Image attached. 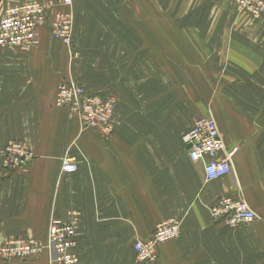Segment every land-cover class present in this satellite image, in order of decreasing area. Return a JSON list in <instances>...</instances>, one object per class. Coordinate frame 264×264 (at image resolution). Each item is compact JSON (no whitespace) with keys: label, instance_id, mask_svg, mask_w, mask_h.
<instances>
[{"label":"crops","instance_id":"crops-1","mask_svg":"<svg viewBox=\"0 0 264 264\" xmlns=\"http://www.w3.org/2000/svg\"><path fill=\"white\" fill-rule=\"evenodd\" d=\"M32 1L40 0H0V11ZM48 1L61 8V0ZM103 1L71 0L70 49L42 30L34 51L0 48V244L19 236L45 240L55 218L73 226L78 264H141L133 242L176 219L181 237L158 248L155 264H264V14L234 12L229 19L219 3L226 16L219 22L226 26L228 19L232 27L231 36L218 37L220 50L160 46L147 59L122 54L116 65L111 44L134 41L144 55L143 43H186L193 36L146 35L144 19L131 36L127 19L117 34L102 28L114 21L92 31ZM65 80L117 98L110 135L82 130L67 109L54 107V91ZM208 116L224 151L236 149L231 173L214 181L205 180L202 163L191 162L181 142L195 119ZM11 140L35 154L28 168L6 169L1 153ZM66 154L77 165L72 174L60 173ZM224 197L245 202L256 221L228 228L212 220L209 207Z\"/></svg>","mask_w":264,"mask_h":264},{"label":"built area","instance_id":"built-area-1","mask_svg":"<svg viewBox=\"0 0 264 264\" xmlns=\"http://www.w3.org/2000/svg\"><path fill=\"white\" fill-rule=\"evenodd\" d=\"M241 10L257 15L263 9L261 0H231ZM46 1H32L18 4L5 10L0 17V48L4 50H29L38 43V29L47 24L52 37L65 48L70 49L73 33L71 0H61L62 11L57 12L54 20L48 22ZM54 105L65 108L77 118L83 128H95L112 132L114 126L113 100L97 97L85 91L76 81L65 80L56 88ZM185 154L191 162H200L206 181H214L231 173V157L236 149L224 151L223 140L216 122L211 117L196 119L181 138ZM3 156L10 168H25L33 160V152L26 143L9 142ZM60 170L64 174L76 172V163L68 157L62 159ZM212 220L222 222L228 228L249 224L256 220L255 213L239 198L224 197L209 207ZM181 222L169 219L155 226L150 236L133 242L131 248L137 260L153 262L157 257V248L179 237ZM70 230L61 228L58 221H52L48 228V251L57 254L59 263L64 261L70 245ZM34 242L15 241L7 248L28 250ZM36 247L44 248L41 245ZM5 253V250H3ZM59 258V259H58Z\"/></svg>","mask_w":264,"mask_h":264},{"label":"rangeland","instance_id":"rangeland-1","mask_svg":"<svg viewBox=\"0 0 264 264\" xmlns=\"http://www.w3.org/2000/svg\"><path fill=\"white\" fill-rule=\"evenodd\" d=\"M42 1H44V0H42ZM261 1L263 2V9L257 15H253L251 13H248L246 11L241 10L231 0H158V2H155V3L160 7V9H158L157 6L153 3V0H145L144 7L141 4L137 5L135 3V1H132V0H104L103 1L104 7H103V10L101 11L100 17L97 18L95 21L93 20L94 21L93 24H95V25H93L92 31H96L98 25L102 24L103 22L110 23L111 21H114V22H112L113 23L112 27L108 28L107 26H104L102 28L104 29V32H105L104 34H117V33H119V30L121 28V26L119 24L120 19H123V20L127 19L129 22V27H127L126 30L129 31V34L131 36L132 33L133 34L138 33V31L140 33V22H141L140 20L144 19L145 20L144 33L146 35H153V34H155V35H166V34L173 35V34H175L178 36H186V35H192L193 36V39H192L193 41L192 42H186V43H179V42L170 43V44H168V43L162 44L159 42L143 43L142 45L144 47V49H143L144 55H142V53L140 54L141 47L137 48V46L140 45V43H137L134 41H132V42L129 41V42H127L128 47H126V48H122L124 42H118V43L111 44L112 47H115V49L112 50L113 55H112L111 61L114 62L116 65H119L120 58H121L122 54H123V56H124V54H127V58L130 61H134L138 57V53H139V57H144L145 59H147L148 53L150 52V55H151L153 52L160 50V48H159L160 46H161V49H162V46H166L167 48H170L172 50L184 51L186 49L188 51L191 50L195 53H198L200 51L215 52L216 50L221 49V48H219V46H222V42H218V40H219L218 37H221L223 35H227V36L232 35L231 21H229L227 19V25L226 26H224L220 23L223 19L226 18V16H225V18H223V16L220 15L221 11H220V9L218 11V8L221 5H218V4L222 3V5L225 6L226 12L229 13V15H228L229 19L233 18L232 13H234V12L236 14H238V16L249 17V18H260L264 14V0H261ZM46 2L48 4H50V7L47 10V19H48V22H50V21L54 20L56 14H57V11L60 10L61 8L60 9L56 8L55 5L48 0ZM110 3H113L115 6H112V7L109 6L108 4H110ZM18 4H14L12 6H16ZM20 4H22V3H20ZM60 4H61V1L59 3V6H60ZM12 6H10V7H12ZM10 7H8V8H10ZM113 9H115V11H112ZM5 10H7V8H4L0 11V17ZM228 11H230V12H228ZM169 20H173V23L170 22ZM137 21L139 22V27L136 26ZM40 30H42V32L44 31L45 34H48V36L52 40L56 41L52 37L51 32L48 29V26L46 24L44 26H41L38 29V43H37V45L34 46L33 48L29 49V50H26V52H31V51L36 50L39 47V45L41 44V33L42 32ZM123 30L125 32V29H123ZM203 35H205L206 38L201 39V36H203ZM151 39L153 40V38H151ZM203 40H206V41H203ZM56 42H58V41H56ZM79 45H80V47H84L87 44L86 43H77V44H75V48H79ZM180 46H182L183 48L180 49ZM230 46H232V43L230 44ZM66 49H68V48H66ZM138 50H139V52H138ZM123 61H124V58H123ZM214 76H217L216 73L214 74ZM114 77H117V76H114ZM79 85L85 91H87L88 93H93V94L97 95V97L111 98L114 102L113 110H114V119H115V114H117V112H118V108H119L118 106L119 105L117 102L118 100H117V98L114 97V95H112L111 93L105 94L104 92L94 93V92L88 91L86 86L84 87L82 84H79ZM54 93H55V91H54ZM53 96H54V94H53ZM53 105H54V102H53ZM54 107H56V106L54 105ZM56 108H58V107H56ZM198 118H200V117H198ZM211 118L214 119L213 116ZM214 121H215V119H214ZM115 124H116V121H114V126H115ZM80 128L82 130H91V129L96 130L97 132H99L100 134L105 135V136L110 135L114 130V128H113L111 133L110 132L106 133L104 130L102 131L100 129H95V128H83L81 126H80ZM10 142L25 143V142L19 141V140H11ZM3 152H4V149L1 153V157H2L3 163L5 164V167L7 170L16 171V170H23V169L28 168L29 165L25 168H15V169L10 168V166L8 165L7 161L5 160V158L3 156ZM33 156H34L33 157V160H34L35 159L34 153H33ZM65 157L71 158L67 154L62 156V158L60 159V164H61L62 159ZM71 159L74 161L73 158H71ZM33 160H32V162H33ZM60 173L62 174L61 170H60ZM52 221H58L61 228H65V229L70 230V237H69L70 245H69L68 251L66 252V255L64 257V261L67 264H78V256H77L76 251H75L76 237H75L74 228H73V226L68 225V224H64L63 222H61L60 220L55 219V218H51L50 221L48 222L47 234H46L45 240H40L37 238L28 237V236L27 237L19 236V237H15V238H9V239L5 240L4 242H2L0 244V263L1 264H36L39 260L46 258L50 264H63V263H59L57 261V254L54 251H48L47 248H45L47 241H48V228H49V225ZM249 224H251V223H249ZM249 224H241V225L244 226V225H249ZM241 225L237 226V227H241ZM180 237H181V231H180V235L178 238H176L172 241L166 242V243L174 242V241L180 239ZM22 240H24V242L32 241V242H34V244L36 246L41 245L44 248H42V247L39 248V247L35 246V247H32L28 250H14L13 252H7V248L11 244H13L15 241H22ZM166 243H163V244H166ZM163 244H161V245H163ZM158 248H157V257L153 262H145V261L137 260L134 252L132 251V248H131V253H132V256L135 259V261H137L138 263L155 264L156 261L158 260ZM3 250H5V253H3Z\"/></svg>","mask_w":264,"mask_h":264}]
</instances>
